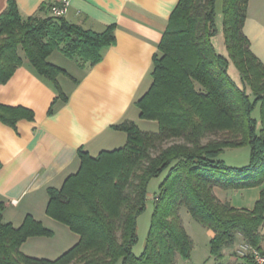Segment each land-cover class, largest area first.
Returning a JSON list of instances; mask_svg holds the SVG:
<instances>
[{
	"label": "trees",
	"instance_id": "trees-1",
	"mask_svg": "<svg viewBox=\"0 0 264 264\" xmlns=\"http://www.w3.org/2000/svg\"><path fill=\"white\" fill-rule=\"evenodd\" d=\"M247 6L248 0H222L225 56L212 42L216 0H178L153 54L151 84L135 101L139 117L156 121L157 131L126 120L112 126L126 133L123 146L95 156L77 150L76 172L59 188H47L45 213L78 236L53 259L21 250L28 238L50 237L53 230L31 214L14 226L4 219L1 201L0 264H182L190 259L193 240L181 207L213 231L209 257L218 262L223 249L238 240L261 249L264 190L251 210L221 202L212 190L252 186L264 178V63L243 30ZM42 9L46 13L49 6ZM114 42V24L97 32L64 15L23 17L16 1L8 0L0 14V84L27 62L64 101L57 77L67 72L50 63L49 54L59 50L90 67ZM229 60L242 87L228 73ZM21 119H33L32 110L0 103L1 122L15 126ZM246 146L249 159L243 166L228 165L221 157L227 149ZM159 176L143 249L135 253L137 220L146 209L149 182ZM235 264L254 263L244 255Z\"/></svg>",
	"mask_w": 264,
	"mask_h": 264
},
{
	"label": "crops",
	"instance_id": "crops-1",
	"mask_svg": "<svg viewBox=\"0 0 264 264\" xmlns=\"http://www.w3.org/2000/svg\"><path fill=\"white\" fill-rule=\"evenodd\" d=\"M15 1L19 13L27 17L37 13L50 14L49 9L45 13L42 7L60 0ZM68 1L69 7L64 15L68 21L97 32L114 24L115 42L104 50L102 59L90 67L81 66L76 59L59 50L49 54V62L67 72L57 77L67 96L64 101L57 98L53 83L39 76L27 62L0 84L1 104L20 105L33 112V119H21L15 126L0 121V202L5 205L4 219L14 226L20 225L27 214L49 228L59 226L58 221L45 213L47 188H59L69 174L76 172L79 148L95 156L101 150L123 146L127 135L114 129L113 125L129 120L142 130L157 131L156 121L139 117L135 101L151 84L153 54L178 0ZM7 2L0 0V14ZM243 30L251 50L264 63V0H248ZM212 42L219 53L228 55L220 29L212 37ZM228 73L238 84L239 72L231 60ZM51 107L53 111L50 113ZM247 156L249 159V153ZM212 190L221 202L251 210L264 190V178L252 186L215 185ZM193 227L204 235L205 250L197 251V242L191 237V256L182 264L238 262L234 253L238 243L225 247L218 262L209 257V240L213 231L204 226ZM260 232L261 250L264 251V221ZM72 235L73 241L65 246L66 242L51 245V237H30L21 245V250L30 256L53 259L77 241L78 236Z\"/></svg>",
	"mask_w": 264,
	"mask_h": 264
},
{
	"label": "rangeland",
	"instance_id": "rangeland-1",
	"mask_svg": "<svg viewBox=\"0 0 264 264\" xmlns=\"http://www.w3.org/2000/svg\"><path fill=\"white\" fill-rule=\"evenodd\" d=\"M221 5H222V0H216L217 32H219V29H220V36L224 42L223 31H222ZM217 32H216V34H217ZM233 66H234V64H233ZM234 68H235V66H234ZM238 85L240 87H242L243 82L240 80ZM246 89L249 92V88L246 87ZM248 153H249V147L246 146V147H241V148L227 149L222 153L221 157L229 165H243V164H246L248 162V156H247ZM160 180H161V176L154 177L149 182L146 209L138 217V220H137L138 241L134 246V252L135 253H140L143 249L146 234H147L148 227L150 224L151 214H152V210H153V204H154V201L156 200V194L155 193L158 190V184H159ZM180 215L182 217L183 225L186 226V228L188 229V234L190 235V237H192L197 242L196 250L197 251L199 250V252H203L205 250V238L203 237L204 235L198 229L193 227V226H202V225L200 223H198L197 221H195L184 207L180 208ZM57 224H59V226H55V227L53 226V228L51 227V229L53 230V235L50 236L51 239H50L49 243L51 245L52 244H56V245L62 244L63 245L66 242L64 244V246H65L67 243H70V241H73L72 240V238H74L72 235L73 233H72V231H67L69 229L64 224H62L60 222H58ZM67 234H69L70 237L67 236ZM242 242L243 241L238 240V242H236V244L238 243L236 246L238 247V245H240ZM34 247H37V246H34ZM237 247H235V249H234V253H235L236 257H237V255H236L237 254L236 253ZM259 250H261V249H259ZM240 257H242V256H240ZM240 257H237V258H240ZM117 264H119V263H117Z\"/></svg>",
	"mask_w": 264,
	"mask_h": 264
},
{
	"label": "built area",
	"instance_id": "built-area-1",
	"mask_svg": "<svg viewBox=\"0 0 264 264\" xmlns=\"http://www.w3.org/2000/svg\"><path fill=\"white\" fill-rule=\"evenodd\" d=\"M69 7L68 0H60L57 3H52L49 6V12L53 16L65 15ZM237 257L250 255L254 264H264V251L255 248L254 246L242 242L236 248Z\"/></svg>",
	"mask_w": 264,
	"mask_h": 264
}]
</instances>
